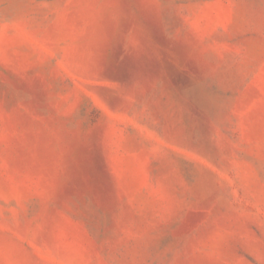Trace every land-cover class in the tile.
<instances>
[{
  "label": "rangeland",
  "instance_id": "rangeland-1",
  "mask_svg": "<svg viewBox=\"0 0 264 264\" xmlns=\"http://www.w3.org/2000/svg\"><path fill=\"white\" fill-rule=\"evenodd\" d=\"M0 264H264V0H0Z\"/></svg>",
  "mask_w": 264,
  "mask_h": 264
}]
</instances>
